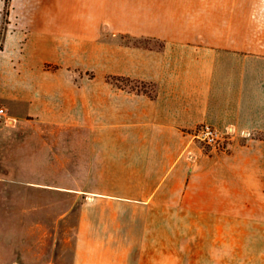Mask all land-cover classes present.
<instances>
[{
	"label": "crops",
	"instance_id": "crops-1",
	"mask_svg": "<svg viewBox=\"0 0 264 264\" xmlns=\"http://www.w3.org/2000/svg\"><path fill=\"white\" fill-rule=\"evenodd\" d=\"M28 9L0 49V264H264V0Z\"/></svg>",
	"mask_w": 264,
	"mask_h": 264
},
{
	"label": "rangeland",
	"instance_id": "rangeland-1",
	"mask_svg": "<svg viewBox=\"0 0 264 264\" xmlns=\"http://www.w3.org/2000/svg\"><path fill=\"white\" fill-rule=\"evenodd\" d=\"M55 0H0V49L3 45V39L6 34L9 32H16L20 36V42L16 45H13V50L19 52L23 46L21 41H24V38L30 35V31L38 30L37 26L32 25L33 21L31 20V14H38V11L32 10L29 12V7L38 9V4L40 2L52 4ZM1 106V105H0ZM4 117L0 116V124L4 123ZM198 140L197 138L193 137ZM199 141V140H198ZM204 147H208L199 141ZM227 142V139L226 141ZM14 160L12 153H8L7 148L0 150V164H7L8 162ZM6 171V170H5ZM67 205L64 204V209ZM181 220H174L173 224L175 229H179L177 236L181 237ZM69 225V222L66 224ZM173 226L171 222L168 223V228Z\"/></svg>",
	"mask_w": 264,
	"mask_h": 264
},
{
	"label": "built area",
	"instance_id": "built-area-1",
	"mask_svg": "<svg viewBox=\"0 0 264 264\" xmlns=\"http://www.w3.org/2000/svg\"><path fill=\"white\" fill-rule=\"evenodd\" d=\"M4 108L0 107V116L4 114ZM230 131H222L209 122L199 123L192 133L203 144L210 148L223 149L226 147V139Z\"/></svg>",
	"mask_w": 264,
	"mask_h": 264
}]
</instances>
